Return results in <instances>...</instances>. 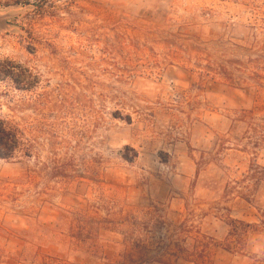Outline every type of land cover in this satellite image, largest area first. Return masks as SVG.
Masks as SVG:
<instances>
[{"label":"rangeland","instance_id":"rangeland-1","mask_svg":"<svg viewBox=\"0 0 264 264\" xmlns=\"http://www.w3.org/2000/svg\"><path fill=\"white\" fill-rule=\"evenodd\" d=\"M0 264H264V0H0Z\"/></svg>","mask_w":264,"mask_h":264},{"label":"trees","instance_id":"trees-1","mask_svg":"<svg viewBox=\"0 0 264 264\" xmlns=\"http://www.w3.org/2000/svg\"><path fill=\"white\" fill-rule=\"evenodd\" d=\"M33 141L26 138L25 131L19 126H12L0 120V159H11L16 153L29 157Z\"/></svg>","mask_w":264,"mask_h":264}]
</instances>
